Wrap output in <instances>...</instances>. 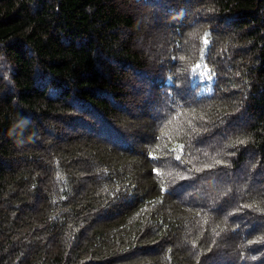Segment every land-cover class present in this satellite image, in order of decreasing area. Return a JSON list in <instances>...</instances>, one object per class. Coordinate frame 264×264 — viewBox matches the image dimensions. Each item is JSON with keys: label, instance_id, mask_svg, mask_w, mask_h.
<instances>
[{"label": "trees", "instance_id": "obj_1", "mask_svg": "<svg viewBox=\"0 0 264 264\" xmlns=\"http://www.w3.org/2000/svg\"><path fill=\"white\" fill-rule=\"evenodd\" d=\"M0 264H264V0H0Z\"/></svg>", "mask_w": 264, "mask_h": 264}, {"label": "snow or ice", "instance_id": "obj_2", "mask_svg": "<svg viewBox=\"0 0 264 264\" xmlns=\"http://www.w3.org/2000/svg\"><path fill=\"white\" fill-rule=\"evenodd\" d=\"M203 42H204V44H207V43H208V40H207V33L204 34ZM202 51H203V50H202ZM198 67H200V65H197L196 67H194V68L192 69L193 72H195L196 69H197ZM240 143H244V141H240ZM177 147L180 148V149H182V148H183V145H177ZM176 158L179 159L178 156H177ZM153 171L155 172V171H157V170H156V169H153Z\"/></svg>", "mask_w": 264, "mask_h": 264}]
</instances>
